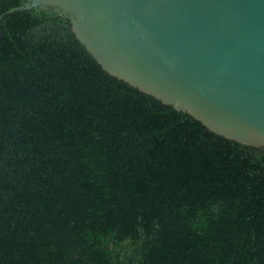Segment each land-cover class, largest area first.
<instances>
[{"label": "trees", "instance_id": "obj_1", "mask_svg": "<svg viewBox=\"0 0 264 264\" xmlns=\"http://www.w3.org/2000/svg\"><path fill=\"white\" fill-rule=\"evenodd\" d=\"M0 0V264H264V147L109 72L54 8Z\"/></svg>", "mask_w": 264, "mask_h": 264}, {"label": "water", "instance_id": "obj_2", "mask_svg": "<svg viewBox=\"0 0 264 264\" xmlns=\"http://www.w3.org/2000/svg\"><path fill=\"white\" fill-rule=\"evenodd\" d=\"M113 75L213 132L264 147V0H28Z\"/></svg>", "mask_w": 264, "mask_h": 264}]
</instances>
